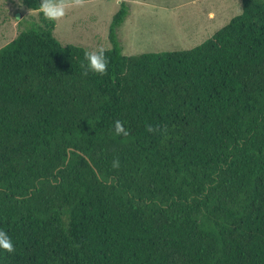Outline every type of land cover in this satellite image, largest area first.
I'll return each instance as SVG.
<instances>
[{"label": "trees", "instance_id": "obj_1", "mask_svg": "<svg viewBox=\"0 0 264 264\" xmlns=\"http://www.w3.org/2000/svg\"><path fill=\"white\" fill-rule=\"evenodd\" d=\"M128 1L104 74L41 13L0 48V264H264V0L131 56Z\"/></svg>", "mask_w": 264, "mask_h": 264}, {"label": "rangeland", "instance_id": "obj_2", "mask_svg": "<svg viewBox=\"0 0 264 264\" xmlns=\"http://www.w3.org/2000/svg\"><path fill=\"white\" fill-rule=\"evenodd\" d=\"M122 0H69L73 6L56 22L54 35L64 45L87 50L111 48L109 27ZM130 15L119 29L127 56L194 48L242 12V0H129ZM22 0H0V48L39 22Z\"/></svg>", "mask_w": 264, "mask_h": 264}, {"label": "clouds", "instance_id": "obj_3", "mask_svg": "<svg viewBox=\"0 0 264 264\" xmlns=\"http://www.w3.org/2000/svg\"><path fill=\"white\" fill-rule=\"evenodd\" d=\"M78 5L79 0H75ZM73 6L69 0H40L38 11L44 18L52 22H58L66 16V11ZM31 11V10H30ZM86 60V72L90 71L97 74H104L107 71L108 59L105 50L101 47L98 50H90L84 52ZM86 74V73H85ZM114 131L117 135H127L128 132L120 121L115 122ZM119 167V161H113V165ZM15 250L14 243L10 234L0 229V254L3 252L11 253Z\"/></svg>", "mask_w": 264, "mask_h": 264}]
</instances>
